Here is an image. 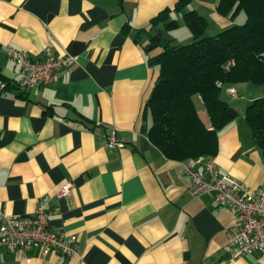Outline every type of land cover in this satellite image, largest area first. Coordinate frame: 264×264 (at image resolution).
<instances>
[{
	"label": "crops",
	"instance_id": "0c3cea01",
	"mask_svg": "<svg viewBox=\"0 0 264 264\" xmlns=\"http://www.w3.org/2000/svg\"><path fill=\"white\" fill-rule=\"evenodd\" d=\"M179 1L0 0V214L25 217L42 205L48 226L78 243L70 257L36 250L30 262L0 244V264H264L260 252L229 256L236 213L213 192L192 197L183 173L185 163L212 160L218 176L264 188V156L244 117L264 83L221 90L238 115L218 130L214 156L167 158L141 129L151 125L144 106L159 74L150 59L162 50L146 51L150 38L188 44L190 10L215 34L235 20L218 14V0ZM49 44L75 63L55 82L21 89L8 48L43 59ZM110 134L123 145L108 147Z\"/></svg>",
	"mask_w": 264,
	"mask_h": 264
},
{
	"label": "trees",
	"instance_id": "16d2710c",
	"mask_svg": "<svg viewBox=\"0 0 264 264\" xmlns=\"http://www.w3.org/2000/svg\"><path fill=\"white\" fill-rule=\"evenodd\" d=\"M187 2L180 0L178 8ZM217 12L231 20L242 12L245 18L215 35L203 36L204 19L190 10L183 16L193 34L192 42L174 45L151 37L145 47L146 51L155 47L162 50L150 59L158 64L159 74L144 106L151 114V125L141 129L170 159L215 155L218 130L238 115L222 99L223 88L216 86L217 80L223 86L264 83V0H218ZM229 59L234 60V65L224 71L222 64ZM199 96L211 129L199 117ZM244 117L264 156V96L250 102Z\"/></svg>",
	"mask_w": 264,
	"mask_h": 264
},
{
	"label": "built area",
	"instance_id": "2783aa9c",
	"mask_svg": "<svg viewBox=\"0 0 264 264\" xmlns=\"http://www.w3.org/2000/svg\"><path fill=\"white\" fill-rule=\"evenodd\" d=\"M7 54L19 67L18 85L24 90L57 81L59 71L76 61L70 54L55 57L50 44L43 49V59L31 57L26 51L14 47H9ZM233 65L234 60L229 59L222 64V68L228 71ZM215 84L230 95L236 94L233 86L224 87L220 80ZM106 144L114 147L122 146L123 142L110 134ZM215 169L216 164L212 160H207L202 167L185 163L183 173L190 179L189 193L196 197L213 192L216 200L236 213L239 227L228 235L224 245L230 257L264 253V188L250 189L234 177L218 176ZM69 189V183L61 185L59 195H66ZM0 244L17 252L26 262L31 261L30 253L36 250L42 257L53 251L70 257L77 252L78 247L74 236L55 232L48 226V213L42 205L32 215L25 217L0 214Z\"/></svg>",
	"mask_w": 264,
	"mask_h": 264
},
{
	"label": "rangeland",
	"instance_id": "374dc122",
	"mask_svg": "<svg viewBox=\"0 0 264 264\" xmlns=\"http://www.w3.org/2000/svg\"><path fill=\"white\" fill-rule=\"evenodd\" d=\"M244 18H245V16H244V14L241 12V13H239V15L235 18V20H234V22H238V23H241V22H243L244 21ZM213 34H215V33H213V31L210 29V27L209 28H207L205 31H204V34H203V36H212ZM192 41V40H191ZM191 41H184L185 43H189V42H191ZM196 107H197V109H199V108H201L200 107V105L196 102ZM202 115V114H201ZM200 115V116H201ZM203 118H205V114L204 115H202V119Z\"/></svg>",
	"mask_w": 264,
	"mask_h": 264
}]
</instances>
